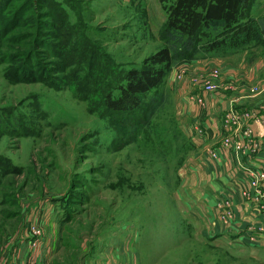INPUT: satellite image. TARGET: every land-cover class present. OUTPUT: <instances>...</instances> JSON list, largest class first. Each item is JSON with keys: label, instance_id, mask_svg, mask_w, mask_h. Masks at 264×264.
<instances>
[{"label": "rangeland", "instance_id": "374dc122", "mask_svg": "<svg viewBox=\"0 0 264 264\" xmlns=\"http://www.w3.org/2000/svg\"><path fill=\"white\" fill-rule=\"evenodd\" d=\"M59 1L67 2L71 22L81 24L93 45L128 67L162 46V0ZM263 9L264 0H257L252 14ZM42 30L56 34L51 23ZM42 57L56 67L49 80L57 87L12 82L8 63H0V264H264L257 239L211 232L219 223L231 227L234 210L227 214L219 201H229V208L233 201L217 197L205 204L196 190L210 183L209 161L201 174V164H194L208 139L200 122L183 117L185 105L206 108L205 94L226 92L246 108L235 104L222 114L221 144L238 157L260 153L253 123L264 128L263 46L244 47L219 63L175 65L156 91L166 95L165 104L137 134L127 125L142 109L94 113L77 94L84 83H69L72 69L57 70L66 58ZM227 117L238 122L230 125ZM210 151L216 158V149ZM253 177L239 190L250 203L245 191L259 182Z\"/></svg>", "mask_w": 264, "mask_h": 264}, {"label": "trees", "instance_id": "16d2710c", "mask_svg": "<svg viewBox=\"0 0 264 264\" xmlns=\"http://www.w3.org/2000/svg\"><path fill=\"white\" fill-rule=\"evenodd\" d=\"M256 1L162 0L166 14L160 31L162 46L142 64L128 67L93 45L80 23L71 22L67 2L0 0V63H8L5 76L12 82L44 81L57 87L55 79L49 80L56 67L42 54L66 58L57 70L68 72L71 68L69 83H84L76 91L91 111L128 114L143 110L142 117L127 125L130 133L137 134L138 126H147L165 104L166 95L156 91L175 65L236 54L247 46L264 47V13L252 14ZM51 17L53 20H47ZM47 23L56 34L51 30L45 34L56 35V43L43 36L42 27ZM23 43L26 49H20ZM86 52L94 59H87Z\"/></svg>", "mask_w": 264, "mask_h": 264}, {"label": "crops", "instance_id": "0c3cea01", "mask_svg": "<svg viewBox=\"0 0 264 264\" xmlns=\"http://www.w3.org/2000/svg\"><path fill=\"white\" fill-rule=\"evenodd\" d=\"M262 13H264V11ZM234 55L235 54L215 55L206 58H198L196 61L199 64H204L208 61L219 63L223 62V58L233 57ZM245 59L246 58L244 57L243 60ZM244 67H246L245 64ZM247 76L251 80L254 78V76L249 75V73ZM227 94L228 93L226 92L205 94L206 108H200L197 104L194 105L195 109L193 110L187 105L184 107V119L188 116L192 121L200 122L206 128L205 136L208 139V144L206 143L204 149L201 148L202 145L200 143L199 151L201 157L198 160H195L194 164H197V162L201 164V167L198 164L199 168L196 171V174H201L206 171H203V167L206 166L207 161H209L208 168L210 183L209 187L206 189H203L201 185H196V190H200L201 195H204L205 204L213 203V201L215 202L217 197H219V199L229 197L233 201L235 219L232 222L231 227L224 228V226L219 223L216 227H211V232L213 231L212 233H214V231H216L215 228H217L219 233L228 234V237L230 238H235L237 235H240L239 239L243 241H247L249 238L251 240V236L255 235L259 242V247H263L264 230L262 232L253 233L251 230H248L247 227L249 224H260L264 229V209H260L258 205L242 199L239 190L249 182L250 169L264 168V128L258 123H253V129L258 134L259 139L263 141V148L260 153L256 155L248 154V156L241 155V157H238L232 153L230 148L223 146L220 138L221 135L224 132L227 133V131L221 123L222 114L235 104L239 108H246L244 103L241 101H235ZM185 102H188V100ZM184 126L188 131L186 123ZM214 148L218 152L216 158H213V156H210L209 154L210 150H214ZM206 149L209 152L206 151ZM201 200L203 199L201 198Z\"/></svg>", "mask_w": 264, "mask_h": 264}, {"label": "built area", "instance_id": "2783aa9c", "mask_svg": "<svg viewBox=\"0 0 264 264\" xmlns=\"http://www.w3.org/2000/svg\"><path fill=\"white\" fill-rule=\"evenodd\" d=\"M237 115L241 116V114H239V113H237ZM226 122L231 125L232 123L238 122V119L236 118V119L232 120V119L227 117ZM211 154L214 155L213 152ZM259 172H260V170H257L255 172L256 174H254L252 171L250 172V175H252V174L254 175V177L252 179L258 180L259 182H255V186L253 187L254 191L252 189H247L245 191V195H246L247 199H251L254 203L258 204L260 209H263L264 208V173H259ZM221 201H223V200H221ZM221 201H219V204L223 208V210L227 214H231V212L233 211V207L231 206L229 208V201H224V202H221ZM248 230H251L253 233L259 232L262 230V227L261 226H255V225H253V226L249 225ZM39 233H40V230L36 231V234H39ZM255 239H256L255 235H252L251 240H255ZM33 245L34 246L37 245V242L34 241ZM20 264H28V263L26 261H22V262H20Z\"/></svg>", "mask_w": 264, "mask_h": 264}, {"label": "bare ground", "instance_id": "6f19581e", "mask_svg": "<svg viewBox=\"0 0 264 264\" xmlns=\"http://www.w3.org/2000/svg\"><path fill=\"white\" fill-rule=\"evenodd\" d=\"M251 200V199H250Z\"/></svg>", "mask_w": 264, "mask_h": 264}]
</instances>
